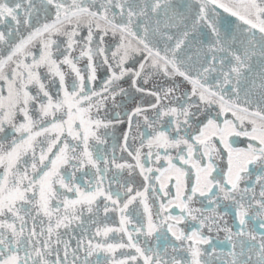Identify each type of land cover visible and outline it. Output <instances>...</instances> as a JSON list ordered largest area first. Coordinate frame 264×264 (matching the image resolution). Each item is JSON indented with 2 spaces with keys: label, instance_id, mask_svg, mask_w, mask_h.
Returning a JSON list of instances; mask_svg holds the SVG:
<instances>
[{
  "label": "snow or ice",
  "instance_id": "1",
  "mask_svg": "<svg viewBox=\"0 0 264 264\" xmlns=\"http://www.w3.org/2000/svg\"><path fill=\"white\" fill-rule=\"evenodd\" d=\"M0 264H264V0H0Z\"/></svg>",
  "mask_w": 264,
  "mask_h": 264
}]
</instances>
